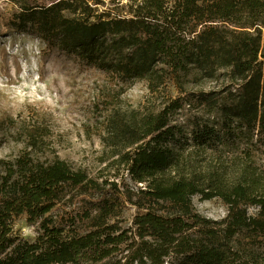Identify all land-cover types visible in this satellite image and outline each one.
Segmentation results:
<instances>
[{
    "label": "trees",
    "instance_id": "obj_1",
    "mask_svg": "<svg viewBox=\"0 0 264 264\" xmlns=\"http://www.w3.org/2000/svg\"><path fill=\"white\" fill-rule=\"evenodd\" d=\"M11 1L16 28L118 83L177 94L110 112L94 175L29 151L0 158V264H264V0ZM186 105L189 139L172 123ZM196 195L220 198L226 215L199 214ZM20 216L33 240L17 233Z\"/></svg>",
    "mask_w": 264,
    "mask_h": 264
},
{
    "label": "rangeland",
    "instance_id": "obj_2",
    "mask_svg": "<svg viewBox=\"0 0 264 264\" xmlns=\"http://www.w3.org/2000/svg\"><path fill=\"white\" fill-rule=\"evenodd\" d=\"M50 4L58 0H35ZM136 0H103L99 11L116 9ZM138 1V0H137ZM19 7L11 0H0V158L11 159L29 151L41 160L58 157L74 169L94 175L103 150L101 136L113 110H158L169 97L177 94L173 84L151 92L146 81L118 83L108 74L86 63L75 54L59 50L35 34L13 25ZM193 91L197 87H191ZM212 83L202 88L207 90ZM193 107L172 116L190 138L189 120ZM197 212L212 219H222L227 206L218 197L193 196ZM69 205L57 207L53 214L69 223ZM136 209L126 205L121 220L127 227ZM17 233L33 240L37 225L24 216L15 220ZM168 261L165 264H172Z\"/></svg>",
    "mask_w": 264,
    "mask_h": 264
}]
</instances>
